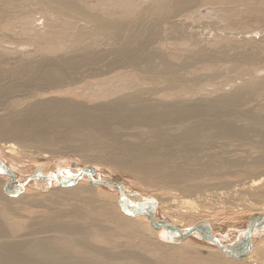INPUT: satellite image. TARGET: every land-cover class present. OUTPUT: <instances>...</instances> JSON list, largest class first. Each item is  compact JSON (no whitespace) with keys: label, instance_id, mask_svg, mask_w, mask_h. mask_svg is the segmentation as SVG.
<instances>
[{"label":"bare ground","instance_id":"obj_1","mask_svg":"<svg viewBox=\"0 0 264 264\" xmlns=\"http://www.w3.org/2000/svg\"><path fill=\"white\" fill-rule=\"evenodd\" d=\"M201 8L218 20L209 43L191 30ZM259 15L264 0H0V264H264V228L240 258L219 248L264 216V36L231 45L218 23ZM74 158L104 183L55 180ZM100 166L179 232L252 217L227 241L214 222L178 240L125 214L151 197Z\"/></svg>","mask_w":264,"mask_h":264},{"label":"rangeland","instance_id":"obj_2","mask_svg":"<svg viewBox=\"0 0 264 264\" xmlns=\"http://www.w3.org/2000/svg\"><path fill=\"white\" fill-rule=\"evenodd\" d=\"M215 8H217L218 10H220V9H222V8H224V6H215ZM200 13L202 14V16H201V18L199 19V20H196L193 24H196L197 23V25H193L192 26V29H191V27H190V29L191 30H194L195 32H197V34H199V38L201 39V40H203V41H205V39H206V41L205 42H207V43H209L210 41H212L213 40V38L215 39V37H213V36H215V32H213L212 31V29H211V27H208V25L209 24H211V21H212V23H214L213 21L215 20V21H218V20H216V18L214 17V14H210L208 11H206V9L205 8H201L200 9ZM263 16H258V17H255V18H253V21L251 22V21H247V20H242L243 21V25L242 24H239V21H241V20H239V21H237V23H231V24H233V25H231L230 24V28H229V25H228V23H226V22H220V24L218 23V26H220L219 28H223V32L222 33H225V34H228V35H226L227 37V39H225V41H227V43H231V45H234V43L236 42L237 43V41H233V39L235 40H238V43H242V40L241 39H239V38H246V39H254L255 41H258V39H259V37L261 36V37H263L264 36V33L263 34H259V35H257V34H249V35H245V33L244 32H246V30L247 29H249V28H259V27H261V26H263L264 24V17L262 18ZM260 18V19H259ZM256 19H258V20H256ZM200 21V22H199ZM201 21H203V22H201ZM209 21H210V23H209ZM258 21V22H257ZM246 22H248V23H246ZM223 23H226V24H223ZM202 24H204V27H203V25ZM222 25V26H221ZM224 25H225V28H224ZM234 25H235V28H234ZM238 25V26H237ZM242 25V26H241ZM249 27V28H247V29H245L246 27ZM248 25V26H247ZM252 26V27H251ZM255 26V27H254ZM256 26H258V27H256ZM197 27V28H196ZM217 27V26H216ZM239 27V28H238ZM241 27H245V28H243V29H245V31L241 28ZM196 28V29H195ZM238 28V29H237ZM189 29V30H190ZM207 29V30H206ZM237 29V30H236ZM199 30V31H198ZM225 30V31H224ZM244 32H243V31ZM212 31V32H211ZM231 33H234L235 31H237V32H235V34L237 33L238 35L237 36H235L234 34H231ZM234 31V32H233ZM241 31V32H240ZM228 32V33H227ZM214 33V34H213ZM217 33V32H216ZM231 34V35H230ZM242 34V35H241ZM212 35V36H211ZM217 35V34H216ZM232 35H234L235 36V38H234V36H232ZM208 36V37H207ZM241 36V37H240ZM206 37V38H205ZM251 37V38H250ZM228 38H232V39H228ZM264 39V37L262 38V40ZM254 40H251L252 41V43H253V41ZM233 41V42H232ZM244 42V41H243ZM263 42H264V40H263ZM235 43V44H236ZM237 43V44H238ZM256 44L257 43H253V44H251L252 46H256ZM259 44V43H258ZM217 80H220V82L222 83V82H224V81H226V79H223V78H220V79H217ZM214 82H216V81H214ZM218 82V81H217ZM19 152V151H18ZM25 157H26V153L25 154H23ZM20 160H21V158H20ZM61 161L63 162V163H65V164H62V165H60L59 167H58V169H56L55 171H54V173L57 175V177H59V178H68V179H72V178H74V177H76L77 175H78V173H79V171L82 169V163L81 162H79L78 161V159H61ZM49 163L46 165V168H48L49 167ZM25 166H27V168H28V170H30V169H32L33 168V164H32V162L30 161V159L25 163ZM100 171H99V173H100V175H102V177H108V178H111L112 177V179H125V184H126V186L128 187V189H129V192H130V194H133V195H135V193H137V194H140L141 196L143 195V197H151V199L153 200V204L150 206V208H151V210H153V213H155V211L157 210V205H158V202L156 201V199L154 198L155 197V195L152 193V194H150L151 192L149 191V190H145L144 188H141V187H139V186H135L134 184H132V183H129L128 182V180L127 179H129V178H125V177H123L121 174H119L117 171H115L113 168H110V167H104V166H100ZM63 174V175H62ZM3 174H2V170H1V168H0V176H2ZM72 175V176H71ZM64 176V177H63ZM84 176V175H83ZM83 176L81 177V178H83ZM80 178V179H81ZM85 179H87L86 178V176L84 177ZM79 179V180H80ZM27 179H20V180H18L17 182H15V183H12V185L14 186V187H16L17 185H19V184H24L25 186H27L28 184V182L26 181ZM22 182V183H21ZM16 184V185H15ZM29 184H31L30 182H29ZM24 186V187H25ZM30 186V188L31 189H39V186H35V185H29ZM135 187V188H134ZM40 188H42V186L40 187ZM139 188V189H138ZM146 191V192H145ZM152 191V190H151ZM150 192V193H149ZM166 192V191H165ZM168 192H171V191H168ZM167 192V193H168ZM171 195L170 196H172V195H174V196H176L175 195V193H170ZM169 195V194H168ZM153 196V197H152ZM139 203V202H138ZM174 213H176V212H174ZM173 213V214H174ZM239 213V212H238ZM241 213V214H240ZM238 215L239 216H237L236 214L235 215H233V217H234V219L233 218H231L230 219V217L229 216H227V217H229V218H227L229 221H224V220H222V219H218V221H216V223H215V221H212L211 222V220H206V219H203V220H199V219H196V220H199V221H194V222H192V223H190V224H192V225H190V224H187V222L189 223V221H185V218H183V217H181V216H179V219H181V220H179V221H181V222H183V220L185 221V222H183V223H181V228H182V230H189V229H191L192 227H197V226H199V224H202V223H205L206 224V226L208 227V228H211V224L213 223L214 224V226H212L213 228H214V230L216 231V232H218V233H222V235L224 234V235H228L226 238H225V241H227V240H229V239H231L232 237H233V235H231V233H228L229 231H233V230H237V229H242V228H244L245 226L244 225H247L248 224V222H249V219L252 217V214H251V216L249 215L250 213H247V212H244L243 213V211H241ZM156 214V213H155ZM172 215V214H171ZM170 215V216H171ZM175 215V214H174ZM249 215V216H248ZM168 216V215H167ZM170 216H168V217H170ZM235 216H236V218H235ZM241 216V217H240ZM158 217H162V218H164L163 217V215L159 212L158 213ZM176 217H178V214H177V216ZM176 217H174V218H176ZM232 217V216H231ZM183 219V220H182ZM226 219V220H227ZM201 221V222H200ZM207 221V222H206ZM219 222V223H218ZM223 222H226V223H223ZM246 224H245V223ZM195 223V224H194ZM211 223V224H210ZM218 223V224H217ZM220 224V225H219ZM222 224V225H221ZM236 233V232H235ZM243 233V232H242ZM241 235V233L239 232L236 236H240ZM229 238V239H228ZM263 238H264V236H263ZM258 239L259 238H257L256 240L258 241ZM261 239V238H260ZM259 239V240H260ZM193 244L194 243H198L197 244V248H198V251H201L203 254H206L207 253V250H206V248H207V246L205 245V243L203 242V241H200V240H192L191 241ZM233 242H235V241H233V239H232V242L230 243V244H234ZM206 250V251H205ZM200 252V253H201Z\"/></svg>","mask_w":264,"mask_h":264},{"label":"water","instance_id":"obj_3","mask_svg":"<svg viewBox=\"0 0 264 264\" xmlns=\"http://www.w3.org/2000/svg\"><path fill=\"white\" fill-rule=\"evenodd\" d=\"M84 172L87 174L90 182H92V184L96 185V184H103L104 182L102 181H99V180H96V179H93V173H92V170L90 169H82L78 175L74 178H72L69 182V185L73 184V183H76V181H78L84 174ZM48 177V176H47ZM55 180H58L59 178L57 177L56 174H54V176H52ZM10 182H12V178L10 180ZM13 183V182H12ZM60 184L62 185H66L64 183H61V181L59 182ZM109 185L113 186L114 188H116L121 196H120V201L123 202V200L125 199V194L123 193V187L121 185H118V184H115V183H110ZM22 186H24V184H19L18 188H17V192H21V189H22ZM153 200L152 199H148V200H143L141 202H136V204H131V206L133 207H136L138 208L137 211H135V213H128L126 212L125 210L122 211L125 213V214H129V215H135L136 213H143L145 214L149 220H150V224L155 227V228H158V227H162L163 229H165L166 231L172 233L173 230L177 233H175V236L174 238H177L178 240H182V239H185L193 234H198L199 233H203V228H199V226L197 227H193L187 231H183V232H179L177 231L173 226H170L169 224L167 223H155L154 220H153V216H154V213L152 212L153 210H151L150 206L153 204ZM140 207H143V208H140ZM151 212H150V211ZM251 222H249L248 224V228L245 229V231L243 232V234L241 235V238L239 241H237L236 246L231 248L230 250H226L225 247L223 246H219V248L223 251H226V254L230 257H242L244 256L249 250H250V236L251 234L254 232V230H257V229H260V228H264V216L261 217V216H254L251 218Z\"/></svg>","mask_w":264,"mask_h":264}]
</instances>
